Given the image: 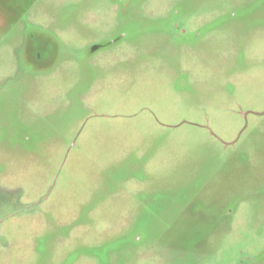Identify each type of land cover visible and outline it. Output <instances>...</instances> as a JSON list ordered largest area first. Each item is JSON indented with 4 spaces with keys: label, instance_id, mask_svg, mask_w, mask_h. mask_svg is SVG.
Segmentation results:
<instances>
[{
    "label": "rangeland",
    "instance_id": "obj_1",
    "mask_svg": "<svg viewBox=\"0 0 264 264\" xmlns=\"http://www.w3.org/2000/svg\"><path fill=\"white\" fill-rule=\"evenodd\" d=\"M0 264H264V0H0Z\"/></svg>",
    "mask_w": 264,
    "mask_h": 264
}]
</instances>
